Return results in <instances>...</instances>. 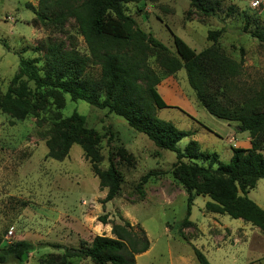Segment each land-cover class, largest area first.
Returning a JSON list of instances; mask_svg holds the SVG:
<instances>
[{
    "label": "rangeland",
    "instance_id": "obj_1",
    "mask_svg": "<svg viewBox=\"0 0 264 264\" xmlns=\"http://www.w3.org/2000/svg\"><path fill=\"white\" fill-rule=\"evenodd\" d=\"M218 1L220 9L215 17L196 12L187 0H139L125 4V13L171 54H175L171 34L198 53L212 45L207 34L220 31L216 42L219 50L242 61L241 76L234 80L237 89L230 94L239 101L248 88L258 90L264 81V44L243 32L246 16L250 18V30L264 26V0ZM38 2L0 0V100L19 69L20 58L37 57L33 49L41 41L50 39L62 50L89 55L74 19H66L59 27L34 22V14L25 5L37 8ZM253 2L258 5L254 7ZM231 6L235 10L226 17ZM148 65L161 79L156 89L164 103L176 108L156 110V116L179 130L193 131L192 139L201 151L216 153L219 162L229 163L230 148L235 143L230 139L234 133L241 134L237 124L212 117L196 102L183 69L168 76L156 64L155 56L148 59ZM99 77V67L90 65L85 78ZM28 86L34 87L32 83ZM177 99H183V104L188 101L194 113L182 105H171ZM46 100L43 110L34 111L23 121L0 111V248L17 241L35 246L21 262L7 264L56 262L63 251L55 246L78 248L82 242L91 243L95 236L112 237V223L122 224V220L136 232L142 230L150 244L147 252L135 256V264H197L192 247L200 250L210 264H264V231L239 219L206 212V197L194 200L189 218L193 226L183 230L186 240L181 239L170 227L181 222L186 212V194L170 174L174 154L156 148L122 118L82 101L72 102L64 95L61 117L68 118L73 112L83 116L85 127L99 141L100 170H106L111 160L120 176L117 196L102 203L106 190H100L79 146L73 145L63 161L46 157L45 141L55 112L51 99ZM188 141L182 140L178 148L182 150ZM148 172L157 175L141 184ZM247 196L264 210V179ZM102 216L108 224L98 221ZM68 262L90 264L77 259Z\"/></svg>",
    "mask_w": 264,
    "mask_h": 264
},
{
    "label": "trees",
    "instance_id": "obj_2",
    "mask_svg": "<svg viewBox=\"0 0 264 264\" xmlns=\"http://www.w3.org/2000/svg\"><path fill=\"white\" fill-rule=\"evenodd\" d=\"M137 1L39 0L37 8L25 5L34 14V22L43 26L59 27L66 19H74L89 55L74 49L62 50L50 39L41 41L33 49L37 57L20 58L19 69L0 100L1 113L23 121L34 111L43 110L46 98H50L55 112L51 133L45 141L46 157L63 161L73 145L79 146L100 190H106L102 202L106 203L120 191V176L111 160L106 170H100L99 141L85 127V118L77 112L62 118L60 111L65 106L64 95L72 102L82 101L95 109L107 110L146 136L156 148L174 154L170 174L186 194V212L181 222L170 227L181 239L186 240L183 230L193 226L189 218L199 196L208 199L204 204L206 212L239 219L264 231V210L247 196L264 179V81L258 90L248 88L239 101L233 100L230 94L237 89L234 80L241 76L242 61L237 62L219 50L216 42L221 32H209L207 41L212 45L198 53L171 34L175 48V54H171L125 13V4ZM187 1L190 8L205 17H215L220 9L218 0ZM234 10L229 7L225 16L229 17ZM249 25L250 18L246 16L243 32L264 44V26L250 30ZM151 56H155L156 64L168 76L183 69L196 102L212 117L236 123L238 132L248 134L250 148L231 147L230 161L223 164L216 153L201 151L199 143L192 139L193 131L179 130L171 122L159 119L156 110L176 108L167 106L156 89L161 79L148 65ZM90 65L99 67L98 80L85 78ZM28 83L33 84V89ZM184 139L189 141L180 150L178 144ZM155 175L148 172L140 183L145 184ZM98 221L108 224L106 216ZM110 233L112 237L95 236L91 243L82 242L78 248L55 246L63 254L50 264H71L68 261L72 259L90 264H135V256L150 248L145 233L136 232L127 221L112 223ZM34 250L35 246L27 241L1 247L0 264L19 263ZM192 251L197 264H210L200 250L192 247Z\"/></svg>",
    "mask_w": 264,
    "mask_h": 264
},
{
    "label": "crops",
    "instance_id": "obj_3",
    "mask_svg": "<svg viewBox=\"0 0 264 264\" xmlns=\"http://www.w3.org/2000/svg\"><path fill=\"white\" fill-rule=\"evenodd\" d=\"M183 102V99H177L175 102L171 103V105H182L187 108L189 113L193 114V109L190 107L191 105L188 103V101H186L185 104H183ZM230 141L235 142L232 146L233 148L249 149L251 146L248 134L245 135V133H234L233 138H231Z\"/></svg>",
    "mask_w": 264,
    "mask_h": 264
},
{
    "label": "built area",
    "instance_id": "obj_4",
    "mask_svg": "<svg viewBox=\"0 0 264 264\" xmlns=\"http://www.w3.org/2000/svg\"><path fill=\"white\" fill-rule=\"evenodd\" d=\"M258 2H253V6L255 7V6H257L258 4H257Z\"/></svg>",
    "mask_w": 264,
    "mask_h": 264
},
{
    "label": "bare ground",
    "instance_id": "obj_5",
    "mask_svg": "<svg viewBox=\"0 0 264 264\" xmlns=\"http://www.w3.org/2000/svg\"><path fill=\"white\" fill-rule=\"evenodd\" d=\"M96 229H97V227H96Z\"/></svg>",
    "mask_w": 264,
    "mask_h": 264
}]
</instances>
